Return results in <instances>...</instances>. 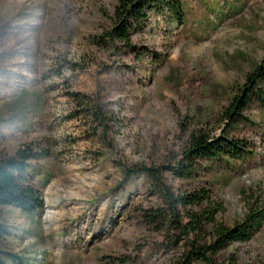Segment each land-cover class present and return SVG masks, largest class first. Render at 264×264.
<instances>
[{"label":"rangeland","instance_id":"obj_1","mask_svg":"<svg viewBox=\"0 0 264 264\" xmlns=\"http://www.w3.org/2000/svg\"><path fill=\"white\" fill-rule=\"evenodd\" d=\"M177 1L181 25L164 7L125 46L105 34L117 0H0V157L45 155L29 163L43 212L0 211L6 250L30 264H180L184 241L146 224L166 205L143 168L172 194L206 190L226 228L264 209V105L223 115L264 57V0ZM197 131L248 154L196 159L180 178L169 167ZM211 260L264 264V221Z\"/></svg>","mask_w":264,"mask_h":264},{"label":"trees","instance_id":"obj_2","mask_svg":"<svg viewBox=\"0 0 264 264\" xmlns=\"http://www.w3.org/2000/svg\"><path fill=\"white\" fill-rule=\"evenodd\" d=\"M166 7L170 16L182 24V7L177 0H117L110 17V29L106 34L117 44L129 45L130 32L142 28L150 15L161 12ZM264 57L253 67L237 88L230 103L225 108L224 117L236 124L244 119L242 113L252 101L259 100L264 105ZM182 160L169 167L178 177L189 176L196 159H238L248 154V146L227 135L210 137L202 131L189 134L186 139ZM43 151H37L26 145L12 156L0 157V211L4 207H14L24 212H43V193L33 184L29 163L43 158ZM159 185L164 193V209L154 210L144 215L146 224L158 230L173 232L169 242L184 241V251L180 264H213L211 258L233 243L248 241L261 227L264 221V209L250 208L244 219L232 228H226L215 220V214L221 209L212 202L204 189L184 195H175L161 184L159 169H139ZM190 207L196 210L189 209ZM184 211V222L180 212ZM11 234L7 225L0 223V264H30L26 257L12 253L4 248ZM176 236V237H175ZM170 244V245H171Z\"/></svg>","mask_w":264,"mask_h":264}]
</instances>
